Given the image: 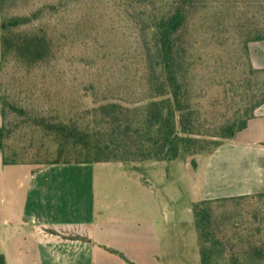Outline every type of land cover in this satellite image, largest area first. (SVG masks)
Segmentation results:
<instances>
[{
	"label": "rangeland",
	"instance_id": "1",
	"mask_svg": "<svg viewBox=\"0 0 264 264\" xmlns=\"http://www.w3.org/2000/svg\"><path fill=\"white\" fill-rule=\"evenodd\" d=\"M232 2L206 0L203 6H196L177 40L192 120L204 126L206 138H212L216 128L232 118V110L244 106L259 89L264 90V82L257 81L245 61L237 32L244 14ZM12 17H26L27 28L41 29L52 56L33 71L12 60L0 61V100L8 104L7 155L15 154L23 165L66 161L57 155L58 144L48 123L66 121L93 102H147L150 93L141 22L124 1L4 0L0 24ZM1 34L0 30V58ZM202 157L138 164L143 171L137 175L149 182L162 200V219L169 223L176 253L172 264H201L191 203L214 195L210 184L204 182ZM112 166L114 171L121 165ZM214 208L227 229L234 223L248 226L254 215L264 224L263 195L217 203Z\"/></svg>",
	"mask_w": 264,
	"mask_h": 264
},
{
	"label": "trees",
	"instance_id": "2",
	"mask_svg": "<svg viewBox=\"0 0 264 264\" xmlns=\"http://www.w3.org/2000/svg\"><path fill=\"white\" fill-rule=\"evenodd\" d=\"M122 1L141 22L148 100L138 105L121 101L93 102L66 121L48 123L49 133L58 144L57 155L66 157V161L56 160L40 166L123 163L127 169L142 173L138 164L207 156L245 130L255 111L264 104V90L259 89L253 99L232 110V118L216 128L212 138L203 136L204 126L192 120L188 86L183 76L184 60L177 40L188 24L191 11L198 5L203 6L206 0ZM232 4L244 14L237 23V32L245 61L257 81L263 83L264 69L253 67L249 46L264 41V0H234ZM3 7L4 0H0V12ZM250 11L252 17L248 18ZM28 25L26 17L1 21V63L12 60L27 71H33L50 59L52 49L46 35L41 29L27 28ZM224 95L228 96V92ZM6 105L2 98L0 152L5 165H23L25 163L15 154L7 155L5 151ZM132 164L134 166H130ZM255 195L200 201L193 205L201 264H264L263 220L259 223L260 219L254 215L248 226L234 223L227 229L214 210L217 203L244 201ZM259 195L264 196V193Z\"/></svg>",
	"mask_w": 264,
	"mask_h": 264
},
{
	"label": "crops",
	"instance_id": "3",
	"mask_svg": "<svg viewBox=\"0 0 264 264\" xmlns=\"http://www.w3.org/2000/svg\"><path fill=\"white\" fill-rule=\"evenodd\" d=\"M249 50L264 69V41ZM202 159L208 200L263 194L264 104ZM137 174L122 163L5 165L0 152V264H172L162 200Z\"/></svg>",
	"mask_w": 264,
	"mask_h": 264
}]
</instances>
